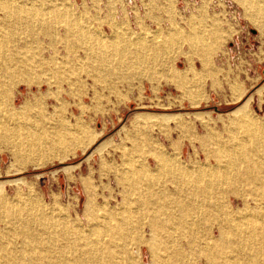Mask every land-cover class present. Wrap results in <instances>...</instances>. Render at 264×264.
<instances>
[{"label":"rangeland","instance_id":"obj_1","mask_svg":"<svg viewBox=\"0 0 264 264\" xmlns=\"http://www.w3.org/2000/svg\"><path fill=\"white\" fill-rule=\"evenodd\" d=\"M0 1V235L21 264H84L85 252L97 264H134L136 254L150 264V248L135 242L139 228L159 199L200 188L196 168L207 154L214 163L225 144L243 152L240 160H264V129L234 115L250 99V115L264 123V0ZM72 26L117 41L107 61L77 64L74 52L84 56L93 37L73 38L70 64L54 73L43 59L58 47L63 59L59 39ZM10 72L21 76L16 83ZM159 152L170 165L158 169ZM261 176L238 192H264ZM88 196L101 208L85 214ZM122 212L128 238L119 239L106 222ZM7 253L0 264H13Z\"/></svg>","mask_w":264,"mask_h":264},{"label":"bare ground","instance_id":"obj_2","mask_svg":"<svg viewBox=\"0 0 264 264\" xmlns=\"http://www.w3.org/2000/svg\"><path fill=\"white\" fill-rule=\"evenodd\" d=\"M240 1L245 3V5L246 3L252 4L253 2L252 0ZM0 5L2 6L1 3ZM53 9L54 8H52V10ZM259 10L261 11V14L264 15V8L260 7ZM220 29L219 31L222 30ZM192 36V34L188 35V39L191 43L193 42ZM83 37L88 39L93 38L92 41H87V44L84 47V56L78 51L74 52L73 60L77 64L93 58L98 61H107V56H110L108 54L109 43H112L113 40L115 42L117 41L115 40V38H117L115 34L110 37V41H105L94 34H89L86 31L84 32L82 29H75L74 26H72V28H68L65 31L64 37L62 38L60 36L61 39H59L65 44L67 54L63 55V59L60 61L57 57L61 51L58 49L59 47L55 48L51 57L43 59L44 63L46 62L49 64L51 61V71L59 73L62 68H66L70 64L69 47L73 42V38L82 40ZM203 39L202 36V40ZM55 40H58V37ZM5 42L7 43V38L0 34V47L5 44ZM100 54L101 57H98ZM121 55H123L122 52L120 57ZM174 75H177V73L175 72ZM89 76H92V73L88 70L87 78H89ZM20 77L21 76L10 72L7 79H9V82L11 83H16ZM263 92L264 87H261L259 93L261 94ZM249 101L250 99L234 111L235 118L258 131L259 129H264V123L262 126H259L257 120L250 115L248 111ZM34 133L35 130H32L33 137ZM106 144L107 141H104L99 146L98 150H101ZM219 146L220 150L218 154L214 156V163L211 161L212 156L207 154L205 163L196 168L200 174L198 173L199 175L195 183L196 185L198 184L200 188L197 187L192 190V192L181 194L177 196V198L166 196L159 199L157 209L159 211L157 215L151 216L149 222L139 228L140 234L135 236V242L138 246L145 244L150 248V264H264V192H238L239 186L244 184L253 185L258 179H260L261 175H264V160L258 156H253L252 158H248L245 162V160L243 161V159H239L240 156L243 155L242 151L236 153L234 148L228 145L222 144ZM14 155L18 157L17 153H14ZM122 157L124 158L123 164H126L129 167V173H133L129 160L126 159L124 155ZM156 157L158 158V169L170 165V159L165 153L159 152L156 154ZM63 159H65V157H63ZM71 169H67V172H69L70 177L72 178V174L70 173ZM143 169L147 173H150L148 167L144 166ZM173 171H175V169ZM233 195L241 198L242 205L235 206L232 203L231 197ZM99 208H101V206L97 197L88 196L84 209L85 214H88L91 209L97 210ZM123 214L116 218H109L106 222L109 224V227L116 232V236L119 239L128 238V228L125 225V221L129 216L127 217ZM64 221L62 220V222ZM65 227L67 228L68 226L63 225L62 231H65ZM91 228V230L96 233L95 235L100 231V225L97 223L92 224ZM107 231L105 228L104 232L106 233ZM216 231L218 232L217 235ZM87 235L89 234H86V236ZM56 237L48 243V250L45 253L46 257H53V253H55L54 247L57 244ZM32 243V249L34 251V239L32 240ZM94 246L96 247L97 245L94 244ZM95 247L94 249H96ZM5 250L8 252L7 254H9L13 264H21L15 259L14 252L6 247L3 241V236L0 235V251ZM63 255L65 256V252ZM130 258L134 260V264H142L141 260L137 257V254ZM82 260L84 264H97L99 261L96 256H92L87 252L83 254ZM52 264L59 263L56 261L52 262Z\"/></svg>","mask_w":264,"mask_h":264}]
</instances>
